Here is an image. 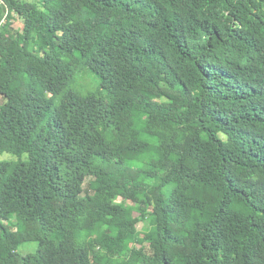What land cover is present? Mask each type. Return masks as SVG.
Returning <instances> with one entry per match:
<instances>
[{"label":"trees","instance_id":"trees-1","mask_svg":"<svg viewBox=\"0 0 264 264\" xmlns=\"http://www.w3.org/2000/svg\"><path fill=\"white\" fill-rule=\"evenodd\" d=\"M4 3L0 264H264V0Z\"/></svg>","mask_w":264,"mask_h":264},{"label":"rangeland","instance_id":"rangeland-1","mask_svg":"<svg viewBox=\"0 0 264 264\" xmlns=\"http://www.w3.org/2000/svg\"><path fill=\"white\" fill-rule=\"evenodd\" d=\"M15 26L17 27V28H21V24L19 23V22H17L16 21V23H15ZM89 79V75H87V74H84L83 76H82V80H81V83L83 82H85L86 80H88ZM93 85L92 84H90V83H88V84H85V90H92L93 89ZM17 160V158H15V157H13V156H11V155H9V154H7V153H3L2 155H0V161H4V160ZM88 180L89 179H87V183H88ZM143 228V225L142 224H140L139 226H138V229L139 230H141ZM36 244L35 243H27V244H25L23 247H20V249H19V253H21L22 255H24V254H26V253H33L35 250H36Z\"/></svg>","mask_w":264,"mask_h":264},{"label":"built area","instance_id":"built-area-1","mask_svg":"<svg viewBox=\"0 0 264 264\" xmlns=\"http://www.w3.org/2000/svg\"><path fill=\"white\" fill-rule=\"evenodd\" d=\"M0 5L4 6L6 8V5L4 3V0H0Z\"/></svg>","mask_w":264,"mask_h":264}]
</instances>
